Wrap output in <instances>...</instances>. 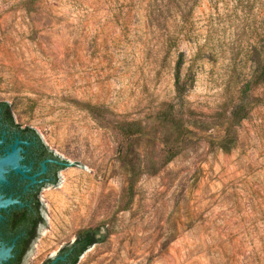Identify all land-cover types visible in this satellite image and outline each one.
Here are the masks:
<instances>
[{
  "label": "rangeland",
  "instance_id": "rangeland-1",
  "mask_svg": "<svg viewBox=\"0 0 264 264\" xmlns=\"http://www.w3.org/2000/svg\"><path fill=\"white\" fill-rule=\"evenodd\" d=\"M173 1L0 0V102L74 163L44 191L24 264L86 228L101 242L78 264H264V84L243 92L264 0ZM239 104L247 118L225 152ZM173 110L187 131L170 159Z\"/></svg>",
  "mask_w": 264,
  "mask_h": 264
},
{
  "label": "flooded vegetation",
  "instance_id": "flooded-vegetation-1",
  "mask_svg": "<svg viewBox=\"0 0 264 264\" xmlns=\"http://www.w3.org/2000/svg\"><path fill=\"white\" fill-rule=\"evenodd\" d=\"M2 161L0 201L11 202L0 206V246L11 248V255L1 264H24L44 225V191L54 184L66 161L39 140L30 127L16 122L7 102H0Z\"/></svg>",
  "mask_w": 264,
  "mask_h": 264
},
{
  "label": "trees",
  "instance_id": "trees-1",
  "mask_svg": "<svg viewBox=\"0 0 264 264\" xmlns=\"http://www.w3.org/2000/svg\"><path fill=\"white\" fill-rule=\"evenodd\" d=\"M182 4L180 1L174 0L173 6L175 8H179ZM179 23V31H182L184 28V20L178 21ZM263 55L258 58H254L256 61V69L247 83L248 85L243 89L244 93H247L250 89L258 88L260 85L264 84V49ZM184 65L183 58H179L175 70V90L179 97H182L188 91L189 85L187 81L182 77V68ZM252 87V88H251ZM170 115L166 121L167 124L173 129V134L175 137L174 143L171 144L168 148V153L170 154V159H173L177 156L179 152V144L183 141L186 128L184 127L181 119L176 115L174 110L169 113ZM247 118V112H245V108L243 105H236L234 108L225 115V124H226V133L222 141L220 142V148L228 152L230 151L236 140V126ZM32 132L40 139L39 135L35 132V130L31 129ZM137 134L136 130H133L131 127L127 128L126 137H133ZM42 141V140H41ZM137 179L133 176L131 172V179L129 184V192L132 193L134 190V186ZM58 182V178L55 180L54 184ZM101 238L98 237V230L95 228H86L78 231L73 242L65 245L60 249L57 256H62L56 264H78L80 257L93 245L100 243ZM53 259H49L47 263L51 262Z\"/></svg>",
  "mask_w": 264,
  "mask_h": 264
},
{
  "label": "water",
  "instance_id": "water-1",
  "mask_svg": "<svg viewBox=\"0 0 264 264\" xmlns=\"http://www.w3.org/2000/svg\"><path fill=\"white\" fill-rule=\"evenodd\" d=\"M4 163V161L0 162V164ZM74 163L73 162H66L64 164V166H72ZM10 199H7L6 201L2 202L0 201V206H2L3 204H8L10 203ZM11 255V248H6L4 245L0 246V264L3 262V261H7L8 258L10 257ZM63 257L62 256H55L53 258V260L47 264H56L60 259H62Z\"/></svg>",
  "mask_w": 264,
  "mask_h": 264
}]
</instances>
